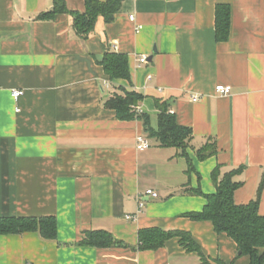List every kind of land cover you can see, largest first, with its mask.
I'll list each match as a JSON object with an SVG mask.
<instances>
[{
    "label": "crops",
    "instance_id": "obj_1",
    "mask_svg": "<svg viewBox=\"0 0 264 264\" xmlns=\"http://www.w3.org/2000/svg\"><path fill=\"white\" fill-rule=\"evenodd\" d=\"M56 1L0 0V216L57 220V240L0 234V264H250L211 220L187 213L216 193L218 168L219 178L235 170V203L259 197L264 215V0H123L85 40L69 13L49 14ZM63 2L86 10V0ZM224 5L230 30L219 38ZM107 51L127 56L129 80L106 73ZM128 91L142 95V112L122 119L107 101ZM160 105L191 128L186 155L148 131L159 129ZM139 135L149 148H137ZM210 143L215 154L200 158ZM147 228L187 232L201 253L180 236L141 247ZM91 230L120 244L80 245Z\"/></svg>",
    "mask_w": 264,
    "mask_h": 264
},
{
    "label": "trees",
    "instance_id": "obj_2",
    "mask_svg": "<svg viewBox=\"0 0 264 264\" xmlns=\"http://www.w3.org/2000/svg\"><path fill=\"white\" fill-rule=\"evenodd\" d=\"M123 0H86L84 12L70 11L63 0H57L54 9L49 14L67 12L73 18V28L81 39H87L95 30L99 16L111 22L119 12ZM217 9V33L219 38L227 37L231 23V9L228 5ZM102 65L111 79H130L128 58L118 52H106ZM142 95L128 91L125 95L115 94L108 101L107 106L116 110L122 119L133 118L136 113L132 106L137 104ZM151 135L156 138L160 146H177L183 148L182 155H186L184 148L192 137V130L188 126L180 125L175 116L167 112L164 105H160L159 129L151 130ZM216 152L214 143L198 150L200 158L205 159ZM234 171L225 173L221 178L217 171L213 173L216 183V193L205 195L207 205L203 211L189 212L187 216L195 220H211L217 232L227 233L238 246L240 255H249L250 264H264V215L259 212V197L248 204H237L234 201V192L239 183L234 180ZM203 194L201 190L192 191ZM39 232L45 240H57V220L54 216H0V234H22L25 232ZM141 247L156 249L165 244L171 237L180 236L181 241L188 244L192 250L200 249L189 233L181 230H165L161 228H147L139 232ZM82 246L111 247L120 244L108 231H85L80 239ZM201 253V252H200ZM208 263L207 260L204 261ZM219 264H225L219 261Z\"/></svg>",
    "mask_w": 264,
    "mask_h": 264
},
{
    "label": "built area",
    "instance_id": "obj_3",
    "mask_svg": "<svg viewBox=\"0 0 264 264\" xmlns=\"http://www.w3.org/2000/svg\"><path fill=\"white\" fill-rule=\"evenodd\" d=\"M130 19L134 20V15H130ZM139 28H141V26ZM140 61L143 62V63L147 62V57L146 56H142L140 58ZM216 90L218 92L222 93V94H228V93L231 92V86L230 85L220 84V85H217ZM11 93H12L13 97L16 100H18L19 97L21 95H23L24 91L22 89L15 88V89H12ZM192 99H193V101H197L199 99V97L198 96H193ZM133 109H134V112L137 113V114L142 112V107L140 105H134ZM173 112H174L173 110L170 111V113H173ZM149 147H150L149 139L147 137L143 136V135H139L137 137V148L138 149H146V148H149ZM146 194L150 195V196H153V197H158L159 196L158 192H156L153 189H147L146 190ZM143 205H144V203L140 202V207H142ZM135 216L136 215L129 214V215H127V218L128 219H135Z\"/></svg>",
    "mask_w": 264,
    "mask_h": 264
},
{
    "label": "rangeland",
    "instance_id": "obj_4",
    "mask_svg": "<svg viewBox=\"0 0 264 264\" xmlns=\"http://www.w3.org/2000/svg\"><path fill=\"white\" fill-rule=\"evenodd\" d=\"M188 146V145H187Z\"/></svg>",
    "mask_w": 264,
    "mask_h": 264
}]
</instances>
